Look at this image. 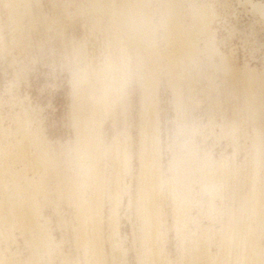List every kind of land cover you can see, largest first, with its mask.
<instances>
[{
  "label": "rangeland",
  "instance_id": "374dc122",
  "mask_svg": "<svg viewBox=\"0 0 264 264\" xmlns=\"http://www.w3.org/2000/svg\"><path fill=\"white\" fill-rule=\"evenodd\" d=\"M16 1L17 0H6V1L0 0V28H1L0 32L2 33V34L0 33V38L4 37L3 39H0V46H1L0 47V147L2 146L0 148L2 151V152L0 151V155H1L0 156V161H1L0 162V172H1L0 173V180H1L0 181V198L3 197L2 194L4 190H8L14 187L13 189H17L18 191V193L16 194V198L17 199L19 198L23 203L25 201L27 202V200L25 199H27L26 196L29 194L28 192H31V191L33 192V190L36 189L37 190L36 196L32 199L34 200L33 201L34 204H32L31 206H33L34 209L37 206V209L39 208L38 210H41V211L36 212L34 210L35 214L33 213L34 215L33 218L35 221L37 219H38L37 221H41L42 225L44 224L43 226L46 227L45 229L49 232V236L51 239L50 240L51 247L53 246L60 247V248H57V250L59 249L62 250V253L64 251L65 252L64 256H66V258L71 257L70 258L71 261L69 262L70 264L71 262L73 264L75 262L77 263L79 262L78 264H85V261L83 257L81 256L82 254L79 253L80 249L78 248V245L76 244V237L80 231L78 230V222H77L78 219L76 218L78 217V215H77V211H75L76 207L73 206L72 203L68 202V200L66 199L65 186L67 184V181H72L71 177H73L74 181H76V180H79L81 176L82 168L81 167L78 168L79 167L78 164L73 162V160L77 162V159H78L76 155L74 157V154L78 153L77 151L75 152L76 150L75 148L77 145V144L75 145V142L76 141L78 142L77 139L79 138V136L76 135V133L78 134V131H79L78 125H77L78 123H76V115L79 114V112H83L84 110H85L84 112L87 113L86 110L88 109H89L88 113L91 114V111H90L91 107L88 106L91 100L89 101V98L88 99L86 98L89 101L87 103L86 99H84L85 101H82V100H79L80 97H77V92L75 89L77 86L74 87L75 85L74 83H76V79L74 77L73 70L78 68V66L81 65V63L83 64L81 66H85L87 65L85 62L96 63L97 60L102 62V60L104 59V55H106V52H107L105 48L107 44L104 42L105 38L103 37L102 33L100 31L97 32V30L96 31L91 30V26H89L90 25L89 18H92L91 16H93L94 13L93 11H91L92 14H90L92 5H90V1L88 0H19L17 1L19 2L18 4ZM185 1H186L184 3L186 5L185 8L187 7L189 8V6L196 3L195 5H198V6L203 5V6H207L211 8L212 10L214 9L213 11L215 15L212 18V21H210L211 24L209 26L210 31H213L211 32V34L212 33L213 34L209 38L207 35L208 40L212 41L213 39L212 42L214 43L215 47L218 49V52L220 53L219 56L223 55L225 56V58L227 57L228 59H230L232 61V64L239 70H247V69L249 70L250 69V70L255 71L257 74V76L255 77V81L257 83L260 82L261 84H264V80H263L264 79V12H260L257 9V7L256 8L254 7V4L256 5L258 3L257 4L258 6H261L264 8V0H185ZM150 2H151V5H149ZM4 3H8V4H4ZM10 4L13 8L10 7ZM15 6L17 7L14 9ZM163 7H164V0H157V1L150 0L147 6L144 5L143 9L144 10L146 9L144 12L148 11L149 13L148 12L147 13L151 14V16L147 15V16H150L151 18L146 16L148 21L151 19L153 20V22L149 21L150 25L152 26L156 25L154 26V28L152 27V30L156 29L155 31L154 30L152 31L154 35L153 41L155 40L152 44H154L155 42L156 43L154 45H151L152 46L151 48L152 50H155L157 46L156 48L157 54L155 56H157L156 58L158 60H161V64H166L168 62L169 56H167L168 49H167V46H166L167 44L164 38L165 37L164 27L162 26V21H161V19L163 18L160 19V17H162L161 16L162 13H160V11L163 12L162 11L164 10ZM81 9L83 12L81 11ZM10 11L12 14L10 13ZM19 16H22V17H19ZM85 17L89 21L86 20ZM17 24L19 25L18 28H17L18 26ZM97 36H98V39H97ZM13 38L14 40L17 38V40L14 41ZM21 39H22V42H21ZM14 43L17 46H15ZM78 44H81V45H78ZM200 44L202 45V42H200ZM74 46L77 48V50H75L76 48ZM99 50L102 52H100ZM146 51H148L149 53L152 52L150 48H148ZM146 51L142 50V54H144L145 57L149 54V53H146ZM219 56L213 59L211 58L213 61L216 60L213 62L212 60L210 61V59H207L208 58L207 55H204V54L200 55L201 59L199 60H200V64L202 67L201 70L203 71L202 72L200 71V73L198 74L200 75L202 73L203 74L205 73V75L202 74V76L201 75L195 76L193 80V82L195 81V85L194 83H192V86L193 88H196L195 89L196 91L193 88L191 90L195 91L196 93L192 94L194 92L189 91V90L187 91L188 87L186 86H183L184 88L182 87L184 91L183 89H181V91H183L181 93V98L183 96V100H185L188 103V105L186 102H182L181 99H180V102H182V104H180V102L177 103L176 102L177 99H175L176 101L173 100L174 98H177V96L176 94H174L175 90L172 89L171 87H170L171 89H169V86L166 83L167 81L166 78H168L166 71L164 72V70H161L160 68H158L157 70V73H159V75H157V77L159 78L157 79L158 80L160 79V80L158 81L159 83L156 84L155 86L156 88H158V90L157 89L155 90L158 93L157 92L155 93H156V96L159 97V98L157 97V100H158L157 102L160 103V104H157V106L158 108H161L159 109V113H158V118L160 120L159 121L160 124L158 125L160 127L159 134L161 137L160 138V145H161L160 148L162 147L160 152L163 153L161 154V161H162V165H164L165 168L169 164L171 158L173 157V153L175 152L173 150V147H175L176 149L179 146L184 147L182 150L187 151V149L185 148V145L187 147L189 146L188 144H191V147L193 148L194 146L193 149H196L195 150L196 152L199 149L198 151H200V153L197 152L198 155L201 156L200 157L197 155L199 158L204 159L206 156V157H211L210 159L208 158L209 160L214 159L215 161H219L220 158L223 159V158H226V156H228V158H226L228 159L226 162L228 163L229 161L231 166H233L235 163L237 165L242 164V166H245L246 171L248 170L249 165L247 161L251 159V155L253 154L251 153L250 155V153H248L249 151L250 152L253 151L252 147L249 150L250 145H251L249 143L251 142H250V139L247 138L248 136H250L249 134H251L252 132L251 129L253 127L252 126L253 116L250 114L247 115L248 112L246 113L247 110L245 109L246 101H244V99L247 100L246 98L248 96V93L245 92L244 93L245 96H243V93L241 92H244V90H241V88H236L235 89L236 91L235 90L233 91L232 89L234 85L232 83L227 82L228 79L227 80L225 79L226 77L225 73L222 74L221 73L222 71L220 72V70H218L219 71L218 72L214 70L213 64L217 63ZM147 57H150V56H147ZM205 61H209L210 64H208V62H205ZM211 62H213V64H211ZM160 70H161V73L159 72ZM207 75H210L211 77ZM223 80H226V81L223 82ZM133 84L134 83L132 81V84L131 85L130 83L127 84L126 88L129 89ZM202 85H204L205 87ZM213 85L216 87H214ZM195 86H198V87H195ZM209 87H211V90L209 89ZM221 89L223 91H221ZM130 90L131 89H129V91ZM129 94L130 93L127 94V97ZM189 95L193 97L190 98ZM224 95L225 96L227 95V96L225 97ZM129 97H131V99L134 100L132 101V103L136 102V104L133 103L132 107L125 109L126 117L129 120L128 124L130 127L128 128V125H126V130L128 133L131 131L129 133L131 134V139L136 141L138 139L137 132L139 128L138 125L140 123V117H138L139 107H137L139 106V103L137 99V94L132 93L130 94ZM207 97H209V99ZM184 103L186 105H183ZM208 103L210 105H208ZM89 105L92 106V104H89ZM242 107L244 109H242ZM186 110L189 111V113L192 112L191 114L193 115V118L189 117L191 114H188ZM119 112L122 113V110L121 111L119 110ZM186 112H187L188 118L186 114L184 117V113ZM109 114L111 113L106 114L105 117L102 116L103 118L99 119L100 123H99V120H96V119L93 120L94 122L96 121L95 123H93L94 124L93 130L94 129L97 130L100 128L102 133H104V135L106 136V138L103 139L104 140L103 142L107 141V143L110 142L113 136L112 133L114 129L112 128L113 119H112V116ZM209 114H212L211 115L212 118L209 117ZM214 114H215V118L213 117ZM20 115H22L23 117ZM223 116L225 117V122H226L224 128L220 126L223 120ZM185 119L187 120L191 119L190 123L191 124L193 123L192 124L193 129L197 128L196 130L194 129L193 131L195 133V134L193 133L194 136L191 135V137L194 138V142L193 140L192 142L193 144H196V145H192V143H189V142L187 143L186 141L185 143L184 140L186 137H184L182 133L179 135L180 132H177V131H180L178 130V127L180 128L183 125V122H185ZM210 119H213V120H210ZM214 119H217V120L215 121ZM19 121L20 122L22 121V122L20 123ZM218 121H219V124H217ZM180 122H182V124ZM213 122L215 123L213 124ZM259 122L264 123V117H263V120L262 118H260ZM101 123H102V126H100ZM243 124H244V129H242ZM196 125L198 127H196ZM218 126H220V128H218ZM175 127L177 130L175 129ZM225 129L227 132L225 131ZM100 130L99 132L101 133ZM241 130H243L244 132H242ZM22 131L25 133L22 134ZM221 131H223L224 133ZM31 132H33V134ZM175 132L177 134H175ZM102 133L101 135H103ZM244 133H247V135L245 136ZM24 135H28V137L30 138H27V136L25 137ZM181 137H184L183 138L184 140ZM180 138L182 139V141L180 140ZM131 139L130 141H132ZM28 142H30V144ZM41 142L43 144H41ZM180 142L184 143V145H178L180 144ZM21 144L26 145L28 148ZM167 145H170V146H167ZM262 147L264 148V143ZM42 149H45V150H42ZM19 150L21 151V153ZM180 150L181 148L179 149V151ZM204 150L207 153H205ZM23 151H25V156L23 154L24 153ZM35 151H38V152H35ZM45 151L46 152L48 151V152L45 153ZM26 152L29 155H27ZM203 152L206 155L202 154ZM246 152L249 155L245 154ZM262 152H263L262 155L264 156V149L262 150ZM35 154L36 155L38 154L37 157L40 159V161L38 158L36 159ZM40 154L42 158H40L39 156ZM129 154H131V156H127L129 157L127 158V160L128 159L130 160L133 157L131 161H129V164L132 167V170L130 171H132V174H134V177H135L137 176L136 174L139 173L138 171L140 169L138 157L136 154L134 155L131 152H129ZM4 155L6 157L5 159L6 161L4 160L5 158ZM22 155L24 156V158H27L28 156L27 159H30V160H27L28 161L27 162L23 158ZM221 156H223V158ZM33 157L38 161L36 162ZM108 157L109 156H107L106 159H102L101 165L105 164L104 163L105 160L106 162L110 160V157L109 158ZM44 159L46 161L48 160V163ZM223 160L225 161V159ZM245 161L247 165L246 164L243 165ZM41 163H44L45 165H43V167L41 165L40 167L39 164ZM234 167H236V165H234ZM25 171L26 172L28 171V172L26 173ZM56 172L58 173L57 176H56L57 174ZM110 173L114 174L115 171L113 173L112 171L111 172L108 171L107 174L111 178L112 175H110ZM125 173L126 171L123 173V170H121L122 177L125 176ZM11 174L15 176L12 175L13 177L12 178ZM55 178L60 179L61 182L56 183L57 180ZM68 178H71V180ZM135 180L136 179L134 178L133 181ZM193 182L191 186L193 187L194 190L191 189V191L192 193L194 191L195 192L193 193L194 198L193 197L192 198L196 200L194 201L192 199L191 203L193 202L195 205L191 204L190 207L192 206L193 208L192 207L188 208L190 211L188 212V214H186V216L189 217V220L187 219L188 217L186 218V216L184 218L188 220L189 222L184 220L185 223H183L184 221L178 220L179 217L173 215V213L171 212L170 206H166L165 208L166 210H164L165 215H164V220L162 223V231H161V239H160L161 243L159 242L161 245L164 246V249L162 247V250H164V252L162 251L163 252L162 254L164 255V257L165 255L167 256L169 264H198V263L199 264H214V263L215 264H229V263L236 264L235 262L239 263L240 261H237V256H239L238 260H240L239 259L240 255L243 254V256H246L248 254V250L246 248L248 247L244 248V246H240L242 245V243H239L240 245L239 244L237 245L236 243L226 242L221 237L222 231L220 232L219 230L220 229L219 226L220 225L222 226V224L224 223V220H226V215L225 213L221 211V208H220L222 207L221 204H223L224 202L228 203L227 200H229L230 198H227L228 197V196L226 197L227 194L225 195V192H223L222 195H225L223 199H221V196L214 197L213 203L215 207H212V206L208 207L210 205V202H208L209 201L208 198L210 195L208 196L207 191L203 193V191L200 189L201 184L198 179L197 181H193ZM60 183L62 185H60ZM135 183H133L132 189H131V191H133L131 193L132 197H134L135 195V192H134L135 187H136ZM32 187L34 188L33 190L31 189ZM199 189L201 191H199ZM226 189L227 188H223V189L221 188L222 191H227L228 193V189L227 190ZM128 195L129 194H126V193L122 194L121 196H119L121 198L120 199L121 201L119 200L118 202V199H119L118 197L116 198V204H114L115 199H112L114 201H112L111 203V205L112 204L115 206L117 205L116 206L117 208L113 206L112 209H114V212L117 211L116 214L118 213L116 222H119V223L116 224L115 222L114 226L115 225L117 226L119 232L116 231L117 230L116 227L109 226L106 221L102 229L106 237L108 236L112 237L113 234L111 231L112 230L114 231L112 227L116 229L114 232L115 237L113 238H115L114 240L117 242V244H120V246L122 245L120 250L122 254L124 253L121 257L123 260L122 261L123 264H141L140 259L143 255L142 253L143 251H140L139 248L140 247L142 248V244L140 243V241L142 240L141 238L143 236V232H142L143 228H141L142 221H141V218L138 212H136V209L132 207L134 206V204L137 203V198L134 200L135 202L133 201L134 202L133 205H131V207L129 208L127 205ZM24 196H25V199H24ZM236 197H235L236 201H234L235 204L233 202L234 205H237L238 199ZM198 199L199 200L201 199L200 202L197 201ZM109 203L110 202H105L104 207H103L105 208L103 209L104 211L103 213L104 214L106 213L105 214L106 218L108 215L107 212L110 210L109 207H111ZM199 203H202V204H199ZM131 209L133 210V212ZM208 209L209 210L211 209V210L208 212L207 211ZM215 209H217V213ZM219 212L220 214H218ZM36 214H38V216H36ZM104 214L103 216L105 217ZM189 214L192 216H190ZM214 214H216L215 217H214ZM220 215L223 216V219H224L223 221L220 219ZM217 217H219V221H217L218 219ZM175 218L177 220L176 221L177 223L175 222ZM220 220L222 223H219ZM17 222L18 220L15 223H13V226H11V228H9V234H7L4 237L3 236L1 237L2 240L0 239L1 241L0 247L2 249V252L5 251L9 259L12 258L11 260L15 261L16 258L18 260L20 259V257L26 260H31V258L34 256L32 254L34 253V250H33L34 246L30 245L29 237H31L33 233L28 228H26V226L24 225H22V227L19 226ZM183 224H186V225H183ZM182 225H183L184 230L182 228ZM258 235L259 236L256 237L257 239L256 247L259 246V248L258 249L256 248V250H258L259 252L256 251V254L258 252V254L261 253L262 255L257 254L258 255L257 258L260 261H258L257 259H255V257H253L254 261L257 260L256 261L257 263L253 262V264L254 263L264 264V254H263L264 253V230L259 231ZM183 236H185V238ZM205 241L206 242L208 241V242L206 243ZM191 242L193 244L194 242L198 244L197 245L195 243L197 245L196 246L197 250L194 249L196 247L194 248L191 247V249L190 247H188L190 246L188 244ZM106 244L108 246L107 248L109 251L110 246L108 244V240ZM241 247H243V249ZM251 249H252L251 251L254 252L252 247ZM252 252H249V253H252ZM12 253L13 255H11ZM42 253H44V249ZM78 253L81 255H79ZM139 253H140V256H139ZM192 253H193L194 258H191ZM197 253L200 255H198ZM51 254L50 256H53V258L51 257L52 260L51 259L50 260L55 262L54 264L62 263L60 259L62 258L61 254H60L61 256H59V253H57L56 250H53ZM76 254H78L79 256H77ZM136 254L139 256L140 259L138 258V256H136ZM29 255H31L30 258H29ZM195 255H198L199 257ZM68 258L66 259V261L69 260ZM78 258H80L79 261H78ZM75 259L76 261H74ZM229 259H231L230 262H229ZM66 261L63 263L66 264L68 262ZM209 261L211 263H209ZM108 264H112V262H110L109 260Z\"/></svg>",
  "mask_w": 264,
  "mask_h": 264
},
{
  "label": "bare ground",
  "instance_id": "6f19581e",
  "mask_svg": "<svg viewBox=\"0 0 264 264\" xmlns=\"http://www.w3.org/2000/svg\"><path fill=\"white\" fill-rule=\"evenodd\" d=\"M17 1H19V0H17ZM88 1H90V5H92V9L90 10V12L93 11V13H94V15L91 16L92 18H89V16H88V18L90 19V25L89 26H91V30H95V31L97 30V32L100 31L102 33L103 37L105 38L104 42L107 44V45L105 44L106 45L105 48H106L107 52H106V55H104V59L103 60L101 59L102 62L97 60L98 62L96 61V63H94V62L91 63L89 61L90 63L85 62L87 65H85V63H84L85 66H81V65H83L81 63V65L78 64L79 65L78 68H76V69L73 68V69H75V70H73L74 71L73 74H74V77H75L76 83H77V84L74 83L75 84L74 87L77 86L75 88L76 92H77V97H80L79 100H82V101H85L84 99L89 98V101L91 100V102H89L87 99H86L87 100L86 102L87 103L89 102V104H92V106L88 104V106L91 107V110H90L91 114L88 113V111H89V109H88V110H86L87 113L84 112L85 111L84 110L83 112H79V114L76 115V123H78L77 125H78V130H79L78 134L76 133V135H78L79 138L77 139L78 142L77 141H76L77 143L75 142V145L77 144L76 148L74 146V148L76 149L75 152L77 151L78 153L74 154V157L76 155V157L78 159H77V162H75L74 160H73V162L78 164V166H79L78 168H80V167L82 168L81 176H80V179L78 178L79 180L75 179L76 181H74V178L71 177L72 181H67V184L65 186L66 199L68 200V202L72 203V205L76 207L75 211H77V215H78V217H76V218L78 219V221H77L78 222V230H80V231L76 237V244L78 245V248L80 249L79 253H81L82 255L79 253L78 254L83 257L85 264H108L109 260H110V262H112V264H121V263L123 264V262H122L123 260L121 257L124 253L122 254L121 250H120L122 245L120 246V244H117V242L114 240L115 238H113V237H115L114 232L116 230L114 227L117 228V226L116 225L114 226V224L116 222L118 213L116 214L117 211L114 212V209H112V208H113V206L115 208H117L116 207L117 205L116 206L113 204L111 205V203H112V201H114L112 199H115L114 204H116V198H118L122 194L126 193V194H129L128 195L129 198L127 197V199H128L127 205L129 208L131 207V205H133V203L135 202L134 200L137 198V203L134 204V206H132V207H134L136 209V212H138V214L141 218V221H142L141 222L142 223L141 228H143V231L142 230L141 231L143 232V236L141 234L142 240L140 241V243L142 244V248L141 247L139 248L140 251H143L142 252L143 255H142L141 259L139 258L140 253H139V256L136 254V256H138V258L141 261V262L140 261L139 262L141 264H169L167 256L165 255V257H164V255L162 254L164 252V250H162V247L164 249V246L160 244L161 243L160 239H161L162 223H163L164 215H165L164 210H166L165 209L166 206H170L171 212L173 213V215L179 217L178 220L188 221L189 217L186 216V214H188V212L190 211L188 208L190 207L191 204H194L193 202L191 203V201L194 198L193 193L195 191L192 193L191 189L192 190H194V189L191 185H192L193 181H197V179H198L200 181V184H201L200 189L203 191V193H205L207 191L208 196L210 195L208 198L209 199L208 202H210V205L208 207H210V206L215 207L214 203H213L214 197L221 196V199H223V197L227 194L226 197L228 196L227 198H230L229 200H227L228 203L224 202L226 205L223 203V204H221L222 207H220L221 211L223 213H225V215H226V220H224L223 216L220 215V219L222 221L224 220V223L222 224V226L221 225L219 226L220 232L222 231L221 232L222 236H221V234H220V236L226 242L236 243L237 245L239 243H242V245H240V244L239 245L244 246V248L248 247V248H246L248 250L247 255H249L250 257L247 255L243 256L242 253H244V252H242L241 253L242 255H240L239 254L240 252H239L238 254L240 255V258H239L240 260H238L239 256H237V261H240L239 262L240 264H253V262H256L258 260V258H257L258 255L261 254V253L258 254L259 251L256 250V248L257 249L259 248V246L256 247L257 246L256 237L259 236L258 235L259 231L264 230V158H263L264 156L262 155V153H263L262 150L264 149L262 147L263 143H264L263 142L264 141V123L259 122V119L262 118V120H263V117H264V84H261L260 82L257 83L255 81V77L257 76L255 71L250 70V69L249 70L248 69L247 70H239L232 64V61L230 59H228L227 57L225 58V56H223V55L219 56L220 53L218 52V49L215 47L214 43L212 42L213 39H212V41L208 40V38L211 37V35L213 34V33L211 34V32H213V31H210L209 26L211 24L210 21H212V18L215 15L214 11H213L214 9L212 10L211 8H209L207 6H203V5H201V6L195 5L196 3L189 6V8L188 7L185 8V6H186L184 4L186 2L185 0H164V7H163L164 10H162L163 12L160 11V13H162V15H161L162 17H160V19L163 18V19H161V21H162V26L164 27V32H165L164 38H165V41L167 44L166 46L168 49V51H167L168 55L167 56H169V57H168V62L167 63L165 62L166 64H161V60H158L156 58L157 56H155L157 54V52H156L157 46L155 45L156 46L155 50H152V48H151L152 47L151 45H154L156 43L155 42L154 44H152L155 41V40L153 41L154 35H153L152 31L156 30V29L152 30V27L154 28V26H156V25H154V26L150 25V22H153V20L151 19L152 21L149 20L150 21L149 22L147 20V17H150L151 14H148L149 13L148 11H147L148 13L144 12L146 9L145 10L143 9L144 5L147 6L150 0L149 1H147V0H88ZM8 3H4V4H8ZM18 3L19 2H17V4ZM159 4H160V2H159ZM257 4L256 5L254 4V7L255 8L257 7V9L260 12H264V8L261 6H258ZM12 5H13V3H12ZM149 5H151V2ZM10 7L13 8L11 6V4H10ZM16 7L17 6H15L14 9ZM12 11H13V9H12ZM81 11H82V9H81ZM10 13H11V11H10ZM145 13H147V14H145ZM90 14H92V12ZM147 15H150V16H147ZM11 17H13V16H11ZM19 17H22V16H19ZM86 20H88V19L86 18ZM13 22H14V20H13ZM19 22H21V21H19ZM159 22H160V20H159ZM10 26H12V25H10ZM18 27H19V25L17 26V28ZM22 28H23V26H22ZM93 33H94V31H93ZM155 34H156V32H155ZM95 35H96V33H95ZM207 35H208V38H207ZM3 38H0V39H3ZM22 39H21V42H22ZM97 39H98V36H97ZM13 40H14V38H13ZM15 40H17V38ZM200 42H202V45L200 44ZM7 44H8V42H7ZM78 45H81V44H78ZM15 46H17V45L15 44ZM18 46H20V45H18ZM80 47H82V46H80ZM6 48H7V46H6ZM6 48H4V49H6ZM98 48H100V47H98ZM148 48H150L152 52L149 53L148 51H146ZM153 48H154V46H153ZM75 50H77V48ZM142 50L146 51V53H149L148 55L147 54L146 55L150 56V57H147V56L145 57L144 54H142ZM100 52H102V51H100ZM202 54L207 55L208 58L207 57L206 58L210 59V61L213 58L219 56L217 63L213 64V62L216 60H214V61L212 60L213 62H211V64H213V66H214V70H216V71L220 70V72L222 71L221 72L222 74L225 73L226 77L225 76L224 77L226 80L228 79L227 82L232 83L234 85L233 89H232L233 91L236 88H241V90H244V92L240 91L241 93H243V96H245L244 95L245 92L248 93V96L246 98L247 100L244 99V101H246L245 102V109L247 110L246 113L248 112L247 115L250 114L253 116V121H252L253 127L251 129L252 130L251 134H249L250 131L248 132V134L250 136H248L247 138H249L250 142H251V143H249V144H251L249 150L252 147L253 151L252 150H251L252 152H250V151L248 152L247 150L246 151L248 153H250V155H251V153H253V154L251 155V159H249L247 161V163L249 165L247 171L245 169V166H242V164L237 165L235 163L234 165H236V167H234V165H233L234 162L232 163L233 166H231L229 161L227 163L226 161L228 159H226V158H228V156H226V158H223V156H221L223 159H225V161L220 158L219 159L220 162L215 161L214 159L209 160L211 157L205 156V158H204L203 157L204 155L202 156L204 159L199 158L198 156H200V155H198V153H197V152L200 153V151H198L199 149L196 152L195 151L196 149H193L194 146L192 148L191 144H188L189 146H187V147L185 145V148L187 149V151L182 150L184 147L179 146L181 148L180 151H179V149H180L179 147L177 149L175 147H173V150L175 152L173 153V157L171 158L170 162L168 161L169 164L167 165L166 168L164 167V165H162L161 154H163V153L160 152L162 147L160 148V146H161L160 145V138L161 137L159 134V128L160 127L158 125V124H160L159 123L160 120L158 118V113H159V109H161V108H158V106H157V104H160V103L157 102L158 96H156V93H155V92H157L155 90L156 89L158 90V88H156L155 86H156V84L159 83L158 81L160 80V79L159 80L157 79V78H159V77H157V75H159V73H157V70H158V68H160L161 70H164V72L166 71V74L168 75V78L164 77L167 80L166 83L169 86V89L172 88L175 90L174 94H176V96H177V98H174L173 100L177 99V101L175 100L177 103L180 102V99L182 100V102H186L185 100H183V96L181 98V93L184 91L183 86H186L189 88V89L187 88V91L189 90V91L194 92L192 94L196 93L195 92L196 88H193L192 83H194V85H195V81L193 82V80H194L196 75L202 76V74H203V73L200 75L198 74V73H200V71L201 72L203 71V70H201L202 67H201L200 60H199V59H201L202 56L200 57V55H202ZM205 62H208V64H210L209 61H205ZM162 63H164V62H162ZM205 66H206V64H205ZM161 70L159 71L160 73H161ZM203 75H205V73ZM210 75H212V74H210ZM210 75H207V76H210ZM224 77H223V79H224ZM226 80H223V82H225ZM132 81L134 84L129 88V89H131L130 90L131 92H130L129 89L126 88V86L129 83L131 85ZM196 81H198V80H196ZM232 84H230V85H232ZM214 85H215V83H214ZM202 86H204V85H202ZM195 87H198V86H195ZM204 87H202V88H204ZM214 87H216V86H214ZM192 88L195 91L191 90ZM181 89H183V91H181ZM207 89H206V91H207ZM209 89L211 90V87H209ZM198 91H199V89H198ZM221 91H223V90L221 89ZM171 92H173V91H171ZM128 93L137 94V99H138V103H139V106L136 105L137 107H139L138 117H140V123H139V125L137 124L139 126V128H138V132H137L138 139L136 141L131 139V134H129L131 131L128 133L126 130V125H128V128H130V127L128 124L129 120L126 117L125 109L132 107V105L134 103V102L132 103V101H134L133 99H131L132 96L129 97L130 94L128 95V97L130 99L127 97ZM189 96H190V98L193 97L191 95H189ZM207 98L209 99V97H207ZM135 99H136V97H135ZM224 100H226V99H224ZM82 101H80V102H82ZM190 101H191V99H190ZM182 102H180V104H182ZM134 104H136V102ZM81 105H82V103H81ZM183 105H186V104L184 103ZM187 105H188V103H187ZM208 105H210V104L208 103ZM176 107H177V105H176ZM207 108H209V107H207ZM210 109H212V108H210ZM242 109H244V108L242 107ZM119 110L120 111L122 110V113L119 112ZM128 110H130V109H128ZM126 112H128V111H126ZM183 112H184V110H183ZM187 112H188V114L192 113V112L189 113V111H187ZM187 112L184 113V117L186 114V116L188 118ZM108 113H111L109 115L112 116V119H113L112 120L113 121L112 128H114V129H113V133H112L113 136H112L110 142L107 143V141L103 142L104 141L103 139H105L106 136L104 135V133H102L100 128L99 129L96 128L98 130V132L95 129H94L95 131L93 130V128H94L93 123L96 122V121L94 122L93 120L94 119H96V120L102 119L103 118L102 116L105 117L106 114H108ZM123 113H125V114H123ZM191 115L189 117L193 118V115L192 116ZM211 115L212 114H209V117L212 118ZM20 116H22V115H20ZM18 117H19V115H18ZM213 117L215 118V114ZM132 118H133V116H132ZM227 119H229V118H227ZM210 120H213V119H210ZM214 120L216 121L217 119H214ZM17 122H18V120H17ZM182 122H180V123L182 124ZM190 122H191V119L190 120L185 119V122H183V125L180 128L178 127V130H180V131H177V132H180L179 135L182 133L184 135V137H186L185 140L183 139L184 137H181L184 140V142L186 141L187 143L189 142V143H192V145H196V144H193L194 138L191 137V135L194 136V134H195L193 132L195 128L193 129V127H192L193 123L191 124ZM99 123H100V120H99ZM214 123L215 122H213V124ZM225 123H226L225 117L223 116V120H222L220 126L222 128H224ZM91 124H92V126H91ZM217 124H219V121L217 122ZM100 126H102V123L100 124ZM177 126H179V125H177ZM220 126H218V128H220ZM196 127H198V126L196 125ZM222 128H221V130H222ZM175 129H176V127H175ZM242 129H244V124H243ZM19 130H21V129H19ZM99 130L101 131V133L103 135H101ZM176 130H174V131H176ZM225 131H226V129H225ZM241 131L244 132L243 130H241ZM221 132H223V131H221ZM23 133H25V132L22 131V134ZM31 133L33 134V132H31ZM175 134H177V133L175 132ZM244 134H245V136L247 135V133H244ZM28 135H24V136L25 137L27 136V138H30V137H28ZM183 135H181V136H183ZM243 137H244V135H243ZM22 138H23V136H22ZM181 138H180V140L182 141ZM130 139L132 141H130ZM16 140H17V138H16ZM192 140H193V142H192ZM22 141H24V140H22ZM244 141H245V139H244ZM28 143L30 144V142H28ZM8 144H10V143H8ZM41 144H43V143L41 142ZM2 145H4V144H2ZM19 145H20V143H19ZM21 145H23V144H21ZM178 145H184V143L180 142V144H178ZM23 146L27 147L26 145H23ZM167 146H170V145H167ZM25 147H24V149H25ZM43 147H44V145H43ZM198 148H199V146H198ZM45 149H42V150H45ZM225 149H226V147H225ZM22 150H23V148H22ZM38 150H39V148H38ZM0 151H1V149H0ZM25 151H23L24 156H25ZM35 152H38V151H35ZM41 152H43V151H41ZM47 152L45 151V153H47ZM129 152L133 153L134 155L136 154L138 157V161H139L140 169L138 171L139 173L136 174L137 176H135V177H134V174H132V171H130V170H132V167L129 164V161H131V159L133 157L130 160L129 159L127 160V158H129L127 156H131V154H129ZM204 152H205V150H204ZM204 152L202 154L207 153V152H205V153ZM247 152L245 154H248ZM20 153H21V151H20ZM41 154L39 155L40 158H42ZM127 154H129V155H127ZM27 155H29V154L27 153ZM37 155H36V159L38 158ZM24 156H23V158H24ZM107 156L110 157V160H108L107 162H106V160H105V162L103 161L105 163L104 164L105 166L101 165L102 159H106ZM4 157H5V155H4ZM17 157H15V158H17ZM244 157H246V156H244ZM27 158H28V156H27ZM27 158H24V159L26 161L30 160ZM5 159H6V157L4 158V160ZM36 159H35V161L37 162L38 160H36ZM221 160H223V161H221ZM39 161H40V159H39ZM46 162L48 163V160ZM247 163L245 161V163H243V165H245V164L247 165ZM39 165H40V167H41V165L43 167V165H45V164L41 163ZM102 166H104V167H102ZM7 168H9V167H7ZM121 170H123V173L125 171L127 173V174L125 173L124 177L121 176ZM108 171H110V172L112 171V173L115 171L114 174L110 173V175H112L111 178L107 174ZM2 172H4V171H2ZM14 172H15V170H14ZM58 172H59V170H58ZM4 173H6V172H4ZM40 174H41V172H40ZM59 174H60V172H59ZM12 175L13 174H11V177H12ZM57 175H58V173L56 174V176ZM13 176H15V175H13ZM25 177H26V175H25ZM38 177H39V175H38ZM57 178H55L57 180L56 183L61 182V180L57 179ZM59 178H60V176H59ZM71 178H68V179L71 180ZM134 178L136 179L135 181H133ZM2 180H4V179H2ZM34 180H35V178H34ZM11 183H12V181H11ZM33 183H34V181H33ZM133 183L136 184L135 191H134L135 195L133 194L134 197L136 196L135 198L132 197V195H131V193L133 192V191H131ZM193 183H195V182H193ZM195 184H197V183H195ZM60 185H62V184L60 183ZM12 187H13V185H12ZM13 188H10L8 190H4L3 194L1 193L3 197H1L2 199L0 198L1 199V201H0V239L2 236L4 237L7 234H9V228H11V226H13V223H15L18 220L17 223L19 226L22 227V225H24V226H26V228H28L33 233L32 236L30 235L31 237H29V239H30L29 243L31 246H34L33 247L34 253H32L34 256L32 257L33 259L31 258V260H26V259L20 257V259L17 260V258H16V260L14 261V260H11L12 258L9 259L7 254L5 253V251L2 252V249L0 247V264H54L55 262L51 261L52 260L51 257L53 258V256H50V254L52 253L53 250H56V252L59 253V256L62 255V258H60L61 262L62 263L65 262L66 259L68 258V257L66 258V256H64L65 252L63 251V253H62V250H60V249L57 250V248H60V247H56L53 245H52L53 247H51V241H50L51 239L49 236V232L45 229L46 227L43 226L44 224L42 225L41 221H37L38 219L35 221L33 218L34 217L33 213L35 214V211L36 212L41 211V210H38L39 208L37 209V206L35 209L33 206H31L32 204H34L33 203L34 200H32V199L36 196L37 190L32 187L31 189L32 190L34 189V190H33V192L30 190L32 192L31 193V192H28L27 190H29V189H27L26 191L29 193L27 196L25 195L27 197V199H25V196H24V199L27 200V202L24 200L25 202L22 203V201L19 198L18 199L16 198V194L18 193L17 189H13ZM41 188H42V186H41ZM221 188L222 189L227 188L228 193H227V191H222ZM200 189H199V191H201ZM19 190H21V189H19ZM56 190H58V189H56ZM39 192H40V190H39ZM41 192H42V190H41ZM223 192H225V195H222ZM37 194H38V192H37ZM198 194H199V192H198ZM199 196H201V195H199ZM236 196H238V197H236ZM235 197L239 201V203L237 201V205H234L235 204L234 201H236ZM195 198H197V197H195ZM198 198H200V197H198ZM120 199L121 198L119 197L118 202ZM200 200L198 199L197 201L200 202ZM105 202H110L109 204L111 205V207H109V209L111 211L109 210L107 212L108 213L107 218L105 215L106 213L105 214L103 213L104 212L103 209H105V208H103ZM233 202H234V204H233ZM202 203H199V204H202ZM118 206H119V204H118ZM187 209H188V211H187ZM210 210L208 209L207 211L209 212ZM215 210L217 213V209H215ZM132 212H133V210H132ZM169 212H170V210H169ZM38 214H36V216H38ZM103 214L105 215V217L103 216ZM218 214H220V212ZM215 215L216 214H214V217H215ZM185 216H186V218L188 217L187 218L188 220L184 219ZM190 216H192V215H190ZM176 218H175V222L177 221ZM217 218H218L217 221H219V217H217ZM221 220L219 223H222ZM105 221L107 222V224L109 226H114V227H112L114 229V231L113 230L111 231L113 234V235L111 234L112 237L111 236L106 237L104 232H103L102 228L104 226ZM185 221L183 223H185ZM117 223H119V222H116V224ZM181 224H182V222H181ZM183 225H186V224H183ZM183 225H182V228H183ZM75 226H77V225H75ZM183 230H184V228H183ZM20 231H21V229H20ZM116 231H118V228ZM134 234H136V233H134ZM183 237L185 238V236H183ZM180 239H182V238H180ZM209 239H210V237H209ZM107 240H108V244L110 246L109 251L107 248L108 246L106 244ZM195 240H197V239H195ZM27 241H28V239H27ZM195 243L196 242H194V244L192 242L189 243L188 245H190V246H188V247H190V249H191V247H193V248L196 247L198 244L196 243L197 244L196 245ZM141 244H139V245H141ZM55 245H57V244H55ZM57 246H59V245H57ZM251 247L253 248L254 252L251 251L252 250ZM241 248L243 249V247H241ZM43 249H44V253H42ZM194 249L197 250V247ZM256 251H258L257 252L258 255L256 254ZM227 252H229V251H227ZM249 252H252V253H249ZM205 253H207V252H205ZM78 254H76V255L79 256ZM253 254L256 256H254ZM11 255H13V253ZM198 255H200V254H198ZM198 255H195V256H198ZM230 256H231V254H230ZM30 257H31V255H29V258ZM253 257H255V259H257V260L254 261ZM70 258H68L69 260H67L68 262L66 261L67 262L66 264H68L71 261ZM191 258H194L193 253H192ZM79 259L80 258H78V261H79ZM196 259H198V258H196ZM230 260L231 259H229V262H230ZM74 261H76V259ZM210 261H209V263H211ZM258 261H260V260H258ZM225 262H226V260H225ZM75 263L78 264L79 262L78 263L75 262ZM233 263H234V261H233ZM235 263L237 264L238 262H235ZM71 264H73V263L71 262Z\"/></svg>",
  "mask_w": 264,
  "mask_h": 264
}]
</instances>
